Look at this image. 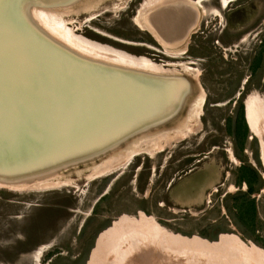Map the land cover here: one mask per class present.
<instances>
[{
    "label": "rangeland",
    "instance_id": "obj_1",
    "mask_svg": "<svg viewBox=\"0 0 264 264\" xmlns=\"http://www.w3.org/2000/svg\"><path fill=\"white\" fill-rule=\"evenodd\" d=\"M14 1L13 11L23 2L22 8L27 12L24 17L31 24L34 10L42 7L78 39L131 60H149L161 70L170 71L160 76L185 77L187 80L182 85H186V90L181 105L167 120L133 133L135 135L129 134L121 138L128 139L112 150L93 159L88 155L86 162L67 165L49 178L54 182L67 181L66 185L56 186L48 181V186L46 180L43 181L44 173L40 171L52 169L54 164H50L58 166V162L48 161L50 155L34 145L35 154L32 152L24 159H14L13 165L9 163L7 166V173L0 171V178L5 173L10 176L8 179L16 182L24 176L22 181L29 180L34 186L10 189L0 180V264H103L102 261L107 260L100 255L104 243L115 238L116 230L124 222L139 221L142 216L151 217L172 242L187 249L203 246L212 259L194 257L189 252L179 254L161 250L159 253L146 245L124 264H244L222 255L221 244L225 237L228 240L236 238L247 247L255 246L264 251V165L261 158L264 58L263 68L251 73L248 67L252 56L264 43V0H235L227 5L230 11L223 10L227 6L220 9L218 0L201 1L194 27H190L177 44L169 46L177 54L166 52L164 44L155 37L157 41L153 43L154 39L133 23V17L147 2L145 13L153 12L154 0L155 5H150V0H73L50 8L37 3L32 5L29 0ZM29 3L33 7H29ZM3 4L7 5L6 0L0 2V6ZM261 5L260 24L256 30H251L249 18L260 11ZM6 10L3 23L8 26L13 22L10 17L15 12ZM225 24L227 30L222 33ZM244 24L250 27L245 33L242 32ZM240 37H243L241 41ZM262 52L264 54V45ZM192 61L195 63H189ZM33 90L29 89L30 92ZM196 102H200L199 107L195 106ZM251 103L258 106L256 120L260 132L258 136L253 135L247 125L244 150L240 153L242 162L235 156L239 151V139L232 138L227 123L230 120L233 129L238 104L243 105L247 121V109ZM191 112H196V116L188 121ZM136 123L143 126L141 121ZM174 129L184 133L175 135ZM164 130L170 132L166 139L159 140L162 147L152 153H138L129 162L121 164L120 160H123L125 151L132 148V143ZM102 141L98 138L94 147H106L108 143ZM65 144L68 141L63 146ZM149 146L146 144L144 148L152 147ZM59 153L62 156V151ZM30 156L32 161L26 164ZM112 156L117 157L116 168L93 175L98 165L105 160L107 165ZM242 164L251 165L262 183L261 189L250 196L256 214L252 225L243 226L248 235L234 226L232 213L226 209V206L233 205V194L246 190L245 184L235 183L238 167ZM205 166L212 167L217 178V183L210 189L205 187H209L206 178L203 181L199 178ZM19 168L22 169L17 171ZM192 168L200 171L193 177L183 176ZM182 176L186 180L195 177L192 182H196V189H187L188 183L178 191ZM253 184L256 185V180ZM202 233L210 237L206 238L208 241L201 239L205 238Z\"/></svg>",
    "mask_w": 264,
    "mask_h": 264
},
{
    "label": "bare ground",
    "instance_id": "obj_2",
    "mask_svg": "<svg viewBox=\"0 0 264 264\" xmlns=\"http://www.w3.org/2000/svg\"><path fill=\"white\" fill-rule=\"evenodd\" d=\"M2 1L3 0H0V2ZM29 1L32 5L37 3L38 5H47V7L50 8L53 5H64L66 2V4H68L73 0ZM201 1L203 0H195V3L190 2V0H154V2H156V7L150 14L148 12L145 13V6L148 5L147 2L144 7L139 10V14H136L133 17V23L142 30H149L160 43L164 44L163 46H165L166 52L170 54L175 52L177 54L176 51H171L169 46L177 44L182 37L187 35L190 27L196 23L199 12L198 8ZM231 1L233 0H220L221 8L227 6ZM14 2V0H6L7 5L10 3V7L6 6V8L13 11ZM154 2L153 0H150V5L152 3L155 5ZM22 3L19 8L17 7L18 9L16 8L15 11H13V13L15 12V16L10 15V20L13 22L8 26L3 23L5 20V13H7L5 12V3L3 6H0V80H4L3 83H0V115L5 111L3 109H6L7 106H10L9 109L12 111L11 114H8L7 119L0 120L2 121L0 122V136L4 137V134L8 133L9 128L13 125L15 128L18 127L17 132L19 133V137L15 136L8 139L2 137L3 140L0 139L1 172L4 171L7 173V166L9 163L13 165L14 159L18 160L19 157L20 159H24L29 153L32 154L34 146H36V148H41L42 153L50 155V157L47 155L49 157L47 159L48 161L58 162V166H55L56 163H51L50 165L54 164L52 169L48 168L40 171L44 173L42 178L43 181L46 180V184L50 182L56 186L59 184L66 185L67 181L61 182L58 180L54 182L52 180L49 181V178L54 176L58 169L64 168L67 165L83 162L88 155L93 159L104 154L102 151H105L106 148L113 144L115 145L116 142H119V139L146 129L149 124H153L154 122L167 120L179 109L183 94H185L186 90V85L182 86L183 82H186L187 80L184 79L185 77H183V79H179V77L176 78L175 76L171 78L165 77L167 81H170L167 83H163V81L159 83L156 80L153 81L147 78L140 79V77L134 79L126 74L115 73L112 77L109 74V71L108 73L105 72V69L108 68L102 63L100 64V62L104 61L114 67L117 66L123 69L146 71V73L154 76L166 75L169 74L170 71L165 69L161 70L162 68L149 60H131L117 53L86 43L73 35L70 29H66L63 23L59 22L48 10H45L42 7L34 10V16L32 17L33 24H31V22H28L24 17V13L27 12H24ZM31 3H29V7H33L31 6ZM164 3H166V5H162ZM159 6H162V8L159 9ZM216 11L217 9H215V12ZM218 14L220 15L219 11L216 12V15ZM15 22L16 26H14ZM23 22L26 23L25 26L21 25ZM11 26L13 27L11 28ZM38 27L46 32V36H43L45 34L43 32H41V37L38 36V33H36L39 32ZM26 28L28 30H26ZM31 31L33 33H31ZM47 34L51 35L49 37L53 40L49 39ZM25 37L32 43V47L30 48L32 52L37 54L39 50H42V52L45 53V56H43L41 61H44L52 72L49 80L47 79V76H38L33 64L21 55L20 41ZM27 40L26 42L28 43H25V45L29 44V41ZM46 40H48V42ZM60 43L65 46V48L67 47L74 52V57L66 55V52L62 50V45ZM176 46L178 47V45ZM37 78L41 79V81L39 80L38 82ZM52 79L56 81L57 85H55L56 83H49ZM132 79L134 83H132ZM60 82L62 84H60ZM123 82L125 84H123ZM79 83H81L82 86ZM89 84H97L98 86H101L100 90L98 87H96L97 89L91 88ZM73 85H77L79 88L78 92H75L73 88V93L75 96H78L79 102H77V108L75 110L76 114L74 115L71 112L70 116L73 118L71 120H75L74 123H76V128L72 123L74 130L80 129L79 134H75L74 137H70L68 140V143H74H72L71 146H67V144L64 146L62 145L63 149L61 156V153H56L58 146H56L55 142H52L51 140L46 145L40 142V134H38L39 130L38 132L33 131L34 127H32V132H34V135L36 134V137H34L33 140H37V143L34 144L32 142L30 145L29 141L21 142L23 136L20 135V129L23 130L24 126H26L30 131L33 117H41H39V124H37L39 128V125H44L45 122L48 124L46 115L55 112L53 106L42 104L44 100H48L47 96L53 95V92L55 91L56 98H62L67 95V93L70 97H74L70 91V88H72ZM118 85L124 87L121 88ZM64 87L65 89L63 91ZM29 89L34 90L30 92ZM25 91H27L29 95H33L34 92L35 94L33 97H27L25 96ZM41 94L42 96H40ZM97 94L100 95L98 96ZM103 98L105 99V102L102 100ZM55 100L57 101L58 107L61 109L59 111V113H61L59 117L62 119L67 112H70L69 107L74 105V103L69 104V100L62 101L54 98L53 101ZM27 101H35L37 102V105H28ZM99 102L104 103V105L102 104L104 108H100L98 105ZM94 103L97 105H94ZM90 104H93V107H91V109L88 107L90 112L85 116L83 109ZM199 105L200 102L195 103L196 107H199ZM256 108H258V106L253 105L252 103L248 105L246 122L251 133L258 136L260 130L258 121L256 120L258 112ZM59 113H55L56 117H58L57 114ZM104 115L107 117L101 119ZM195 116L196 112H191L188 116V121L192 120ZM80 121L82 123H80ZM139 121H141L143 126L137 125L136 122ZM15 122L20 123V125H15ZM106 126L108 127L104 129ZM187 129L189 130L188 125ZM14 131L16 130L11 132L13 133ZM173 131L175 132V135L179 136L184 133V131L180 129H174ZM169 132L170 131L168 130L161 131L160 133L157 132L154 136L152 135L149 138L144 137L135 143H132V148L127 149L124 153L125 156L122 158L124 161L120 160L122 161L121 163L117 159V164H125L129 162V160L138 153H152L153 151L158 150L162 147V145H160L161 143L159 144V140L166 139ZM98 138L107 142L109 145L107 144L103 149H96L94 146ZM1 140L3 141L2 143ZM6 140L11 144H5ZM18 141H20V143H17ZM146 144L151 145L152 147L149 146L151 147L149 149L146 147L144 148V145ZM72 152L75 153L72 154ZM33 153L35 154V152ZM261 154L264 165L263 140L261 141ZM116 158V156L109 158L107 165L105 164L106 160L102 161L98 167L95 165L97 168L93 175H99L103 173L104 170H112L116 168ZM30 161H32V157L26 161V164L31 163ZM14 166L17 167V164ZM20 169L22 168L17 169V171H20ZM36 169H38V167ZM50 169L51 171H49ZM21 172L24 173L26 171L21 170ZM40 172L38 173L39 175ZM9 177V175L3 173L0 180L3 181L1 184L8 185L7 187L10 189H23L25 187L29 188L33 186L32 183L29 184V180L27 182L22 181L24 176L16 182L8 179ZM104 244V247L100 251V255L104 256L107 260L102 261L103 264H124L130 257L132 258V255H134L136 251L138 252V250L142 247L144 248L146 245L159 250V253L161 250L163 252L166 251L167 253L176 252L179 254L189 252L194 255V257L212 259L205 253L206 249L203 246H199L196 249H187L177 242H172L160 225L153 221L151 217L147 216H142L139 221L134 220L124 222L120 229L116 230L115 238L110 243ZM221 245V253L224 257H228L244 264H264V251L255 246L247 247L236 238L228 240V237L224 238ZM38 249H42V246ZM210 252L214 253L212 250ZM192 255L191 258L193 257ZM232 264H235V262H232Z\"/></svg>",
    "mask_w": 264,
    "mask_h": 264
},
{
    "label": "water",
    "instance_id": "obj_3",
    "mask_svg": "<svg viewBox=\"0 0 264 264\" xmlns=\"http://www.w3.org/2000/svg\"><path fill=\"white\" fill-rule=\"evenodd\" d=\"M10 5V3L8 4V5H5V7L7 6V7H10L9 6ZM21 23V22H20ZM14 24H16V22L14 23ZM38 29H39V32H36V33H38V36L39 37H41V32H43V33H45L46 34V32L43 30L42 31V29H40L39 27H38ZM26 30H28L27 28H26ZM31 33H33L32 31H31ZM44 34V35H45ZM46 36V35H45ZM39 37H37V38H39ZM31 38H33V37H31ZM48 38L49 39H52V38H50L49 36H48ZM24 39H26L27 40V38L25 37ZM24 39H22L21 41H20V44H21V55L22 56H24V58H26V60H28V61H30L32 64H33V66H34V68H35V72L38 74V76L40 75V76H44V77H46L47 76V79L49 80V78H50V76H51V74H52V72L49 70V68L47 67V65L44 63V61H41V59L43 58V56H45V53L44 52H42V50H39V52L36 54L35 52H32L31 50H30V48L32 47L31 45H32V43L29 41V40H27V41H29V44L28 45H25V43H28V42H26V40H24ZM46 39V38H45ZM53 40V39H52ZM47 42H48V40H46ZM49 43H50V40H49ZM61 44V43H60ZM59 45V44H58ZM62 45V44H61ZM60 45V46H61ZM68 49V50H67ZM62 50L63 51H65L66 53V55H68V56H73L74 57V52H72L69 48H65V46H63L62 45ZM44 53V54H43ZM21 57V56H20ZM99 62V61H98ZM103 64L104 66H106L108 69H105V72L106 73H108V71H109V74L113 77V74H126V75H129L131 78H134V79H136L137 77H140V79H142V78H147V79H149V80H153V81H157V82H162L163 81V83H167V82H170V81H167V79L165 78V76H154V75H151V74H149V73H146V72H144V71H136V70H131V69H123V68H119V67H117V66H112L111 64H106L105 62H100V64ZM106 64V65H105ZM139 79V80H140ZM39 80L41 81V79H38L37 78V81L39 82ZM145 80V79H144ZM3 79H1L0 80V83H3ZM36 81V80H35ZM132 81V83H134V81H133V79L131 80ZM141 81V80H140ZM127 82V81H126ZM49 83H53V84H55L56 83V81L54 80V79H52V81H49ZM155 83V82H154ZM60 84H62L61 82H60ZM80 85H81V83H79ZM119 84V83H118ZM123 84H125L124 82H123ZM55 85H57V83L55 84ZM59 86H61V85H59ZM82 86V85H81ZM89 86L91 87V88H94V89H97L96 87H98V89L100 90V87L101 86H98L97 84H89ZM118 86H120L121 88L122 87H124V86H121V85H118ZM73 88H74V90H75V92H78V87H77V85H73V87L72 88H70V91L72 92V94H73V96L74 97H70L69 96V94L67 93V95H65V96H63L62 98H56V94H55V91L53 92V95H48L47 96V99L48 100H44L43 102H42V104H45V105H51V106H53L55 109H54V113H49L48 115H46V118H47V120H48V124L45 122L44 123V125H39V128H38V126H37V124H39L38 123V119H39V117L40 116H38L37 118H36V116L35 117H33V120H32V124H31V127H30V131H29V129L26 127V126H24V128H23V130L22 129H20V135L21 136H23V138H21V142H33L34 144H36L37 143V140L36 141H34L33 140V138L34 137H36V134L34 135V132H32V127H34V129H33V131H36V132H38V130H39V132H38V134H40L39 136H40V142H42L43 144H47V143H49L51 140H52V142H55L56 143V146H58V148L56 149V153H59V152H61L62 151V145L64 144V143H66L68 140H69V138L70 137H74L75 136V134H79V130H74V126H75V124L76 123H74V121L75 120H71V119H73V118H71V116H70V113L72 112V114H76L75 113V110H76V108H77V102H79V98H78V96H75L74 95V91H73ZM104 88H106V87H104ZM64 89H65V87L63 88V91H64ZM92 90V89H91ZM34 94H35V92L33 93V95L31 94V95H29L28 94V92L27 91H25V96H27V97H33L34 96ZM98 96L100 95V94H97ZM40 96H42V94L40 95ZM39 96V97H40ZM46 97V96H45ZM102 97V96H101ZM38 98V97H37ZM54 98L55 99H59V100H65V101H67V100H69V104H71V103H74V105H71L70 107H69V111L70 112H67L66 113V115L62 118V119H60V114L61 113H59V111L61 110L59 107H58V105H57V101L55 100V101H53L54 100ZM26 99V98H25ZM27 100V99H26ZM104 102H105V99L103 98L102 99ZM62 101H61V103H62ZM1 103V102H0ZM27 103H28V105H37V102H32V101H27ZM63 104V103H62ZM102 104L104 105V103H102V102H99V106H100V108H104L103 106H102ZM94 105H97V104H95L94 103ZM9 107L10 106H7L6 107V109L4 108L3 110H5V111H3L2 113H1V115H0V120H5V119H7L8 118V114H11V110L9 109ZM34 107H37V106H34ZM88 107H90V109H91V107H93V104L91 105H88L87 107H85L83 110V112H85V116L87 115V114H89V110H88ZM9 109V110H8ZM9 111V112H8ZM14 111V110H13ZM4 113V114H3ZM55 113H59V114H57L58 115V117H56V115H55ZM105 117H107V116H102L101 117V119H105ZM41 118V117H40ZM162 121H164V120H162ZM161 121V122H162ZM0 122H2V121H0ZM83 122H84V120H83ZM16 124L15 125H20V123H17V122H15ZM72 123L74 124V126L72 125ZM80 123H82L81 121H80ZM85 123V122H84ZM158 123H160V121H157V122H154L153 124H149L148 125V128H150V127H152V126H156ZM4 124V123H3ZM3 124H1V125H3ZM109 124V123H108ZM21 125H23V124H21ZM67 125H69V126H67ZM108 126H106V127H104V129L105 128H107ZM17 128L18 127H16L15 128V126L13 125L11 128H9V132L8 133H6V134H4V137L3 138H11V137H15V136H17V137H19V133L17 132L18 130H17ZM75 128H76V126H75ZM147 129V128H146ZM145 129V130H146ZM13 130H16V131H14L13 133L11 132V131H13ZM84 132V131H83ZM137 133H140L139 131H137L135 134H137ZM135 134H133V135H135ZM132 135V136H133ZM2 137L0 136V139H2ZM131 137V136H130ZM76 138V137H75ZM129 138V137H128ZM128 138H126V139H128ZM126 139H121L119 142H116L115 143V145L113 144L112 146H109L108 148H106L105 149V151H102V153H106L107 151H109V150H112L113 148H115L117 145H119L121 142H123L124 140H126ZM3 140V139H2ZM1 140V143L3 142ZM17 143H20V141H18ZM16 143V144H17ZM74 143V142H73ZM5 144H7V145H9V144H11L8 140H6L5 141ZM39 144V143H38ZM71 142L70 143H68L67 144V146H71ZM4 146V145H3ZM8 149V148H7ZM76 159H79V158H76ZM84 162H86V161H83V163ZM80 164V163H79Z\"/></svg>",
    "mask_w": 264,
    "mask_h": 264
},
{
    "label": "trees",
    "instance_id": "obj_4",
    "mask_svg": "<svg viewBox=\"0 0 264 264\" xmlns=\"http://www.w3.org/2000/svg\"><path fill=\"white\" fill-rule=\"evenodd\" d=\"M236 113L237 120L234 127L232 126L233 129L230 128V120H228L227 128L228 131H230L229 133L232 135L233 139H239V151L235 152V156L242 161L243 156L240 153L244 150L243 147L248 133L242 104H238L236 108ZM252 180H256V185L253 184ZM235 183L237 185L245 184L246 190L244 192H237L233 194V196H231L233 200V205L231 207L226 206V209L229 213H232L231 218L234 223V226L239 228L244 235H248L245 228L253 224V219L256 214L255 203L253 198H250V196L261 189L262 183L256 170L251 165L245 164H242L238 167L237 178ZM243 226L246 227L243 228ZM203 236L205 238H210L204 234Z\"/></svg>",
    "mask_w": 264,
    "mask_h": 264
},
{
    "label": "flooded vegetation",
    "instance_id": "obj_5",
    "mask_svg": "<svg viewBox=\"0 0 264 264\" xmlns=\"http://www.w3.org/2000/svg\"><path fill=\"white\" fill-rule=\"evenodd\" d=\"M197 1V0H196ZM219 1V7H220V9H223V8H221V5H220V0H218ZM234 2H235V0H233ZM237 1V0H236ZM190 2H192V3H195V0H190ZM232 2V1H231ZM165 5H166V3H165ZM168 6V5H167ZM260 7V11L258 12V13H256L255 12V14L253 15V17H251V18H249V21H250V26H252L251 27V30L252 29H255L256 30V28H257V26H259V24H260V19L262 18V17H260L261 16V14H262V10H263V6L261 5V6H259ZM199 9V8H198ZM223 10H225V11H230L231 9L227 6L225 9H223ZM216 12H218V10L216 11ZM223 18V17H222ZM246 19V18H245ZM197 20H198V18H197ZM248 21V19H246V22ZM223 27V29H222V33H224L226 30H227V24H225V26L223 25L222 26ZM248 28H250V27H248V24H244V26H243V30H242V32L243 33H245V32H247V30H248ZM250 30V29H249ZM144 31H146L148 34H149V36H151L154 40H153V43H154V41H157L155 38H154V36H152L151 35V32L149 31V30H144ZM261 31V30H260ZM257 34V33H256ZM244 37V36H243ZM243 37H240V39H239V41H241L242 40V38ZM245 38V37H244ZM151 40V39H150ZM244 40V39H243ZM152 41V40H151ZM260 43L261 42H263L262 40H260L259 41ZM216 43H218V41H216ZM263 45H264V43H263ZM263 45L254 53V55L252 56V59H251V62H250V66H248L249 68H250V72L252 73L253 71L255 72L257 69H261V68H263V58H264V54H263V52H262V49H263ZM185 51H187V50H185ZM184 52V51H183ZM173 57V56H172ZM189 63H195V62H189ZM253 63H255V64H253ZM168 64V63H167ZM251 73H250V77H251ZM249 77V76H248ZM246 81V80H245ZM254 87H257L256 85H253ZM257 88H260L259 86L257 87ZM185 174V173H184Z\"/></svg>",
    "mask_w": 264,
    "mask_h": 264
},
{
    "label": "crops",
    "instance_id": "obj_6",
    "mask_svg": "<svg viewBox=\"0 0 264 264\" xmlns=\"http://www.w3.org/2000/svg\"><path fill=\"white\" fill-rule=\"evenodd\" d=\"M200 170H198V168H192V169H190L188 172H186L183 176H185V177H193L194 175H195V173H198ZM205 173H207L206 175H205ZM183 176H182V180L180 181V183L178 184V186H177V190L179 191V190H181L182 189V187L183 188H185V186L188 184V186L186 187L187 189H189V190H193V189H196V187H194L195 186V184H196V182H192V181H194V180H196V178L194 177L192 180H190V179H188V180H186V178H183ZM197 177V176H196ZM199 178L201 179V181H203L204 180V178H206V180H207V183L209 184V187L208 186H205V187H207V188H211L212 186H214L216 183H217V178L215 177V170L211 167H209V166H205L201 171H200V175H199ZM183 180H184V183H183ZM198 180V179H197ZM206 180H205V183H206ZM211 182V183H210ZM183 184H185L184 186H183ZM199 188H200V186H199ZM202 188V187H201ZM205 190H208V189H205ZM180 196V195H179ZM140 214H144V213H142V212H140ZM221 234H223V233H221ZM220 234V235H221ZM219 235V236H220ZM178 236H181V235H178ZM195 237H198V238H201L200 236H195ZM201 239H204V240H207L206 238H201ZM208 241V240H207Z\"/></svg>",
    "mask_w": 264,
    "mask_h": 264
}]
</instances>
